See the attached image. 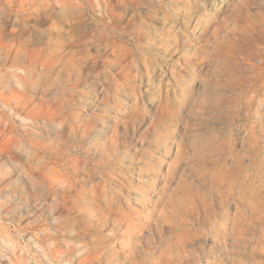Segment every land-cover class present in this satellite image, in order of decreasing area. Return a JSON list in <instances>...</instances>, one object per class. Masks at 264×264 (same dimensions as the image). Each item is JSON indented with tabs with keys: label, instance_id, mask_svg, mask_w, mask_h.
<instances>
[{
	"label": "rangeland",
	"instance_id": "374dc122",
	"mask_svg": "<svg viewBox=\"0 0 264 264\" xmlns=\"http://www.w3.org/2000/svg\"><path fill=\"white\" fill-rule=\"evenodd\" d=\"M0 264H264V0H0Z\"/></svg>",
	"mask_w": 264,
	"mask_h": 264
}]
</instances>
